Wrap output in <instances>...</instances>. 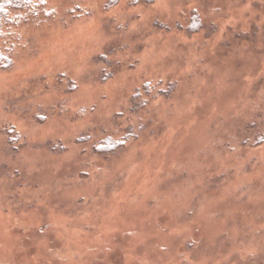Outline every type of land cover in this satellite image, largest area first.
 Returning <instances> with one entry per match:
<instances>
[{"label": "rangeland", "instance_id": "374dc122", "mask_svg": "<svg viewBox=\"0 0 264 264\" xmlns=\"http://www.w3.org/2000/svg\"><path fill=\"white\" fill-rule=\"evenodd\" d=\"M34 1L0 40V264H264V0Z\"/></svg>", "mask_w": 264, "mask_h": 264}, {"label": "trees", "instance_id": "16d2710c", "mask_svg": "<svg viewBox=\"0 0 264 264\" xmlns=\"http://www.w3.org/2000/svg\"><path fill=\"white\" fill-rule=\"evenodd\" d=\"M33 8H35L34 0H0V40L5 36V29L7 27L25 19ZM12 65L13 58L4 52L0 45V69H10ZM259 142L261 143L262 141ZM122 143V140L106 139L98 151L106 154V152L115 150L117 147L119 148Z\"/></svg>", "mask_w": 264, "mask_h": 264}]
</instances>
